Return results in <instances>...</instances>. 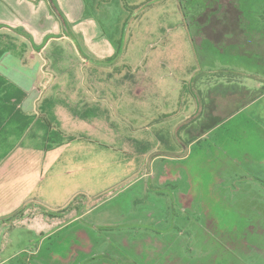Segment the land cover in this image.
I'll return each mask as SVG.
<instances>
[{"label": "rangeland", "instance_id": "obj_1", "mask_svg": "<svg viewBox=\"0 0 264 264\" xmlns=\"http://www.w3.org/2000/svg\"><path fill=\"white\" fill-rule=\"evenodd\" d=\"M116 2L120 8L117 4L107 7L106 15L98 14L94 8L93 14L99 20L123 27L119 42L126 44L122 55L134 62L130 65L132 70L139 76L145 70L153 72L156 56L168 57L177 43L178 55L188 72L180 75L168 61L161 68L168 81L166 110L160 105H135L129 116L135 124L110 127L108 136L119 138L118 134L128 132L138 140L145 134L158 136L165 128L169 135H174L171 132L182 118L179 100L187 102L186 107L189 102L194 105L197 87H202L200 91L204 95L207 92L203 84L211 80L218 82L219 87L227 85L226 97L220 99L222 96L218 94V103L223 105L218 108V117L233 112L235 102H250L259 97V120L264 123V0ZM211 14L217 26L228 25L218 31L213 26L219 33L216 44L209 39L206 27ZM201 26L203 32L198 29ZM145 40L152 44L146 46ZM174 98L177 102L171 105ZM206 105L205 102L203 108ZM254 109L245 111L246 117L237 118V123L242 125L251 120L247 113ZM206 124L204 119L182 124L175 131L184 141V144L178 142L179 146L186 148L185 140L202 131L201 126ZM239 133L247 135L244 127ZM153 137L149 145L142 143L143 148L151 146L143 157L133 153L111 160L109 154L98 155L96 159L104 167L98 173L103 171L105 178L96 187L79 191L89 196L75 197L69 203L65 199L34 202L29 213L24 211L28 204L21 206L24 201L19 205V200L11 198L1 203L0 264H264V222L255 213L240 205L229 206L218 192L211 200L204 175L192 173L188 181L183 176L175 184L183 167L198 166L205 171L216 165L212 159L207 160L210 139L202 138L199 151L193 148L189 158L182 161L178 158L181 155L172 151L168 153L171 157H163V144ZM102 142L109 146L108 142ZM113 143L118 146L124 142ZM102 147L98 149L108 150ZM223 148L230 152L225 145ZM0 149H19V140L10 145L1 142ZM152 157L156 160V170L162 168L161 178L151 175L141 181H129L137 175L135 170L140 166L144 169L153 166L148 163ZM127 160L132 164L130 171L122 169ZM135 161L136 165L132 163ZM58 163L54 164L55 168ZM37 166L44 168L42 151ZM178 196L195 197L198 201L194 206L180 205ZM215 199V206L207 203ZM20 208L22 211L17 213ZM181 209L185 212H180ZM36 210L58 217L49 223ZM12 212L20 216H13ZM41 231L46 232L36 233Z\"/></svg>", "mask_w": 264, "mask_h": 264}, {"label": "crops", "instance_id": "obj_2", "mask_svg": "<svg viewBox=\"0 0 264 264\" xmlns=\"http://www.w3.org/2000/svg\"><path fill=\"white\" fill-rule=\"evenodd\" d=\"M53 1L64 22L56 17L49 0H0V143L10 145L19 140V149H0V204L11 198L19 200V205L24 201L21 206L28 204L30 208L24 211L29 213L34 202L65 199L69 203L76 196H89L79 191L96 187L105 178L103 171L98 173L104 168L96 159L98 155L109 154L111 160L133 153L143 157L151 146L143 148L142 143L152 142V136L163 144V157H168L172 151V154H180L178 158L182 161L189 158L193 148L199 151L201 144L198 143L202 138L210 139L207 160L212 159L216 165H210L205 171L198 166L183 167L175 184L183 176L188 181V175L194 173L206 178L211 200L216 192L222 194L224 203L228 202L226 197L233 200L234 191L240 189L236 184L264 195V123L259 120V97L250 102H235L233 112L218 117V108L223 106L218 103V94L222 96L220 99L226 97L227 85L219 87L218 82L211 80L203 84L207 92L204 95L200 91L202 87H197L194 105L189 102L186 107L187 102L179 100L182 118L171 132L175 136L169 135L166 128L158 136L145 134L144 140H135L128 132L118 134L119 138L108 136L110 127L135 124L129 117L135 105H160L166 110L168 81L161 68L170 62L180 75L188 72L178 55V44L168 57L156 56L153 72L145 70L139 76L130 68L134 62L122 55L124 41H121L120 53H116L123 27L86 12L88 1L97 5L98 14L106 15L107 7L117 4L120 8L116 0ZM144 43L148 46L152 41ZM175 102L174 98L171 105ZM205 102L207 105L203 108ZM252 107L256 110L247 113L251 120L242 125L237 123V118L246 117L244 112ZM198 119L206 120L207 124L185 140L183 149L178 142L184 144V141L175 131ZM160 122L162 124V120ZM241 127L246 129L247 135L239 133ZM102 141L109 146L102 145ZM118 141L124 143L114 146L113 142ZM98 146L108 150L103 152ZM41 151L43 169L37 166ZM154 157L148 161L153 166H144L145 169L140 166L135 170L137 175L129 181H141L151 175H159L160 179L163 171L162 168L156 170ZM132 163L136 165L137 161ZM131 166L127 160L122 169L130 171ZM54 178L62 180L57 183ZM178 197L180 205L194 206L198 201L195 197ZM211 200L207 203L215 206L216 199ZM41 211L35 212L49 223L58 217H49L46 211ZM180 211L185 212V209Z\"/></svg>", "mask_w": 264, "mask_h": 264}, {"label": "flooded vegetation", "instance_id": "obj_3", "mask_svg": "<svg viewBox=\"0 0 264 264\" xmlns=\"http://www.w3.org/2000/svg\"><path fill=\"white\" fill-rule=\"evenodd\" d=\"M206 25H207L206 26L207 32H209L208 37L212 41L219 40L217 38V36L219 34L217 31L221 28H226L228 26L225 24L219 25L220 27L217 26L215 23V17L212 14L209 15ZM213 26L218 27L217 31H216V29H213L214 28ZM198 29H200V31L203 32L204 26L198 27ZM208 29H210V30H208ZM258 180H259V183H262V181L257 178V181ZM236 185H237L236 187L237 188L240 187V189H237V191H234L235 195L233 197V200H231V197H226V200L229 203H232V202L235 203L236 202L235 204L233 203L232 206L240 205V206H243L248 211L251 210L258 217L259 221L264 222V219L262 218V217H264V195H263V192L258 191V190L255 191V190L243 189L244 187L242 185H240V184H236ZM261 185H263V183ZM262 231H264V229H262Z\"/></svg>", "mask_w": 264, "mask_h": 264}, {"label": "trees", "instance_id": "obj_4", "mask_svg": "<svg viewBox=\"0 0 264 264\" xmlns=\"http://www.w3.org/2000/svg\"><path fill=\"white\" fill-rule=\"evenodd\" d=\"M50 1V4H51V8L54 9L55 11V14H56V17L61 21V22H64V19H63V16L61 15V13L59 12V10L57 9V6L55 4V2L53 0H49ZM86 12H88V14L90 15H93L94 16V8L96 9L97 5H95L94 3H89L87 1V5H86ZM121 43H119L118 47H117V51L116 53H120V49L122 48V46L120 45ZM77 197V196H76ZM78 198V197H77ZM71 202V201H70ZM62 210H65L64 208ZM22 211V208H20L17 213L21 212ZM49 216H54L55 214H50L48 213Z\"/></svg>", "mask_w": 264, "mask_h": 264}]
</instances>
